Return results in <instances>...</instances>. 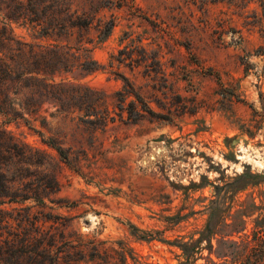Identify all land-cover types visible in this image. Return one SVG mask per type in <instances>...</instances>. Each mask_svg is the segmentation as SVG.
Returning <instances> with one entry per match:
<instances>
[{
    "label": "rangeland",
    "instance_id": "rangeland-1",
    "mask_svg": "<svg viewBox=\"0 0 264 264\" xmlns=\"http://www.w3.org/2000/svg\"><path fill=\"white\" fill-rule=\"evenodd\" d=\"M127 2L140 17L127 7L103 10L115 18L110 35L95 43L91 30L73 51L98 70L75 69L66 78L99 91L111 115L125 78L150 112L135 122L124 112L123 121L115 116L94 128L77 123L76 114L48 111L2 127L51 157L41 138L68 150V164L56 173L59 189L47 197L57 204H45L62 217L53 226L73 245L100 244L98 258L86 264H187L179 245L200 238L188 264H233L217 258L227 245L264 232V0L237 8L226 0ZM10 27L21 43L49 42L28 25ZM69 44L79 45L75 37ZM137 47L155 64L111 60L118 50L136 59Z\"/></svg>",
    "mask_w": 264,
    "mask_h": 264
},
{
    "label": "trees",
    "instance_id": "trees-1",
    "mask_svg": "<svg viewBox=\"0 0 264 264\" xmlns=\"http://www.w3.org/2000/svg\"><path fill=\"white\" fill-rule=\"evenodd\" d=\"M245 1L249 0H226L236 8ZM127 3V0H84L77 7L73 0H0V264H86L99 256V243L76 239L73 245L63 229L54 227L62 217L53 215L45 204V200L57 204L47 197L59 189L56 173L59 163L68 164V150L53 139L41 138V143L54 151L56 157H51L16 141L2 125L16 121L28 124L49 111L50 117L76 114L77 123L97 128L114 121L115 116L123 121L124 112L128 122L150 112L125 78L123 89L117 93L118 112L114 115L108 111L99 91L75 78H66L75 69L84 75L98 70L99 65L87 55L79 59L74 52L83 48L80 42L91 30L95 43L110 35L115 18L111 13L105 19L100 14L103 10L127 7L130 15L140 17L138 8L132 2L129 6ZM261 6L264 16V2ZM13 23L28 25L37 31L38 38L49 42L43 46L19 42L11 31ZM72 37L79 43L76 49L69 44ZM137 48L136 59L127 55L126 50H118L111 60L118 65L127 60L128 66L132 62H145V69L155 64V56H146L143 47ZM109 64L111 67L112 61ZM129 96L134 100L126 101ZM46 223L51 225L45 227ZM208 227L207 223L205 231ZM131 231L138 232L133 227ZM139 238L151 235L142 234ZM200 242L201 238L179 245L187 264ZM121 253L124 255V250ZM217 258L229 259L233 264H264V232L252 230L248 241L229 243L224 255Z\"/></svg>",
    "mask_w": 264,
    "mask_h": 264
}]
</instances>
